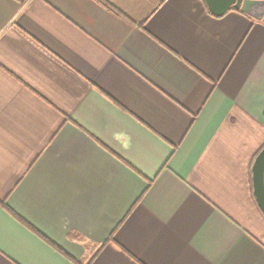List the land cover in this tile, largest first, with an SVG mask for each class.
I'll return each mask as SVG.
<instances>
[{
  "label": "crops",
  "instance_id": "crops-1",
  "mask_svg": "<svg viewBox=\"0 0 264 264\" xmlns=\"http://www.w3.org/2000/svg\"><path fill=\"white\" fill-rule=\"evenodd\" d=\"M263 148V21L0 0V264H264Z\"/></svg>",
  "mask_w": 264,
  "mask_h": 264
},
{
  "label": "water",
  "instance_id": "water-1",
  "mask_svg": "<svg viewBox=\"0 0 264 264\" xmlns=\"http://www.w3.org/2000/svg\"><path fill=\"white\" fill-rule=\"evenodd\" d=\"M209 12L223 17L230 10L241 11L258 21L264 22V0H203ZM254 193L264 214V148L253 166Z\"/></svg>",
  "mask_w": 264,
  "mask_h": 264
}]
</instances>
